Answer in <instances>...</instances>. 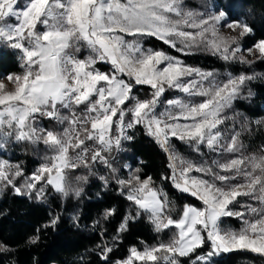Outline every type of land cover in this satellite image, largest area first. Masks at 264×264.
<instances>
[{
    "label": "snow or ice",
    "instance_id": "snow-or-ice-1",
    "mask_svg": "<svg viewBox=\"0 0 264 264\" xmlns=\"http://www.w3.org/2000/svg\"><path fill=\"white\" fill-rule=\"evenodd\" d=\"M231 11L229 4L196 12L186 9L183 0H0V54L15 56L20 68L0 72V150L26 142L42 144L50 153L28 176L21 164L0 159V188L38 201L46 199L49 188L65 197L70 192L80 197L83 188L71 187L68 173L88 170V175L76 177L87 183L96 175L92 169L101 165L107 169V175L98 176L104 188L115 184L131 205L114 241L142 213L156 232L176 230L167 242L132 246L126 257L114 261L109 259L113 247L106 241L98 244L105 264H179V257L189 256L206 241L211 250L197 257L204 264L239 250L264 256V145L246 154L241 136L251 131V122L225 114L255 76L228 74L219 81L213 71L187 65L141 42L155 37L181 52L203 45L224 61L264 62V38L246 46L245 38L254 28L245 18L233 19ZM177 41L183 47L177 48ZM83 50L88 55L80 58ZM100 62L110 70L98 69ZM136 86H148L151 92L135 95ZM169 90L185 95L164 100ZM45 120L55 123L48 127ZM229 120L233 123L225 129ZM137 126L167 155L170 175L162 179L195 197L202 207L184 204L177 211L152 176L131 164L117 166L113 153L125 150L123 142L134 139L128 131ZM172 139L201 155L203 146L217 158L210 163L186 160ZM121 168L127 169V176L121 175ZM22 177L24 182L18 184ZM117 211L114 205L105 207L100 218L107 221ZM224 217L237 218L241 226L222 228ZM60 219L59 214L52 216L36 232L54 229ZM71 219L79 227L80 217ZM39 240L36 234L28 242ZM9 250L0 242V252Z\"/></svg>",
    "mask_w": 264,
    "mask_h": 264
},
{
    "label": "trees",
    "instance_id": "trees-1",
    "mask_svg": "<svg viewBox=\"0 0 264 264\" xmlns=\"http://www.w3.org/2000/svg\"><path fill=\"white\" fill-rule=\"evenodd\" d=\"M187 2L190 7L200 8H204L202 2L211 7L230 4L231 17L245 18L254 28L253 35L245 38V45L251 46L255 40L264 38V0H187ZM143 39L146 45L179 56L185 64L219 73L220 76L240 73L255 76L253 80L246 82L227 115L235 116L237 121L246 118L251 122L249 125L251 131L244 132L241 136L248 153L257 152L264 145V62L257 61L247 65L224 61L204 46H198L191 52H181L153 37L147 36ZM97 66L106 69L101 63ZM19 71L15 56L8 52L0 54V72ZM147 89V86H138L134 89V94L146 97ZM249 91L252 93L251 96ZM256 121L262 123L257 124ZM43 123L51 127L55 122L45 120ZM232 123L233 121L229 120L225 125L230 128ZM7 149L9 151L1 155L8 156L13 164H21L25 176L30 175L43 162L46 155H50L42 144L10 143ZM176 150L184 152L183 143L177 141ZM205 160L209 163L211 161L208 158ZM205 160L200 159L199 162ZM124 163L131 164L134 168L140 167L144 176H152L156 186L162 187L168 193L177 211L184 204L202 205L190 194L177 191L170 180L162 179L170 175L167 155L145 134L142 126L136 127L135 138L127 144ZM92 171L96 175H90L87 183L78 182L76 177L88 175V170L81 168L68 173L71 187L83 188L80 197L71 192L65 197L49 188L46 199L38 201L34 197L29 199L27 196H18L11 188H0V242L6 243L10 249L0 252V264H105L99 258V250L96 248L105 241L113 247L109 259L114 261L126 257L128 249L132 246L142 249L145 245L151 246L159 241L167 242L172 238L174 228L158 233L147 214L142 213L136 220L130 221L128 230L120 233L119 239L114 241L112 237L116 236V228L131 205L118 193L115 184L110 183L108 188H104L98 176L107 175V169L96 165ZM23 182V177L18 178V184ZM113 205L117 207V215L107 221L101 219L100 212L103 208ZM57 214L61 219L54 229L36 232V229L41 228ZM73 215L80 217L79 227L73 223L71 219ZM173 215L175 216V213ZM95 220H100V223L94 225ZM236 227L240 225L237 224ZM101 232L105 233L103 237L100 235ZM36 234L40 235V240L36 244L29 243V237ZM210 250L211 246L207 242L189 256L179 257V264H204L203 261H198L197 257L206 255ZM209 264H264V256L249 250H239L214 257Z\"/></svg>",
    "mask_w": 264,
    "mask_h": 264
},
{
    "label": "rangeland",
    "instance_id": "rangeland-1",
    "mask_svg": "<svg viewBox=\"0 0 264 264\" xmlns=\"http://www.w3.org/2000/svg\"><path fill=\"white\" fill-rule=\"evenodd\" d=\"M183 4H184V7L186 8V9H190V10H193V11H196V12H205V11H208V10H210L212 7L211 6H209L206 2H202V5L204 6V8H200V7H190L189 5H188V2H187V0H183ZM222 31H227L226 29H222ZM147 37V36H146ZM153 38H155V37H153ZM155 39H157V38H155ZM157 40H159V39H157ZM142 44H143V46L145 47V48H153V47H151V46H149V45H146L145 44V41H144V39H142ZM167 45V44H166ZM169 46V45H168ZM200 46H203V45H200ZM180 47H183V45H181L180 43H179V41H177V48H180ZM196 47L194 46V47H192L190 50H188V49H186L185 51H187V52H191V50H193V49H195ZM173 49V48H172ZM174 50H177V49H174ZM81 55H82V57L84 58L85 56H87L88 55V52H87V50H83L82 51V53H80ZM79 55V54H78ZM80 55V56H81ZM172 56H176V55H172ZM176 57H178L179 59H181L179 56H176ZM182 60V59H181ZM101 64H103V65H105L106 66V69H104L105 71H109L110 70V65L109 64H107V63H103V62H100ZM99 64V63H98ZM97 64V65H98ZM96 65V67L97 68H101V67H98ZM188 65V64H187ZM192 67H194V66H192ZM214 73H216V72H214ZM227 77H228V74L227 75H222V76H220V74L219 73H216V78H217V80H219V81H223V80H225V79H227ZM138 86H136L135 88H137ZM148 87V86H147ZM134 88V89H135ZM148 92H147V94L149 95L150 94V92H151V89L148 87ZM185 94H183V93H181V92H179V91H177V90H169L168 92H166L165 93V96L163 97V99L164 100H167V99H172V98H177V97H183ZM197 100H199L200 98L199 97H197L196 98ZM234 102V101H233ZM232 108V107H231ZM230 108V109H231ZM230 109H226V111H225V114L227 115V114H229V110ZM160 110H163V106H161V109ZM228 116V115H227ZM225 129H228V127H227V125H224L223 126ZM177 141L178 142H181V143H183V147H184V152H182V151H180V150H176V143H177ZM171 143H172V145L174 146V148H175V150H176V152L181 156V157H183L184 159H186V160H190V161H193V162H196V163H200L199 162V160L201 159V160H205V158H208V160L209 159H214V158H217V156H216V154H213V153H209L208 152V150L206 149V148H204L203 146L201 147V152L203 153V155H201L200 153H197L196 151H194V149H193V147H191L190 145H188V144H186V143H184V142H182V141H179V140H177V139H172V141H171ZM9 151V149H7V147L5 148V149H3V150H0V159H7V160H9L10 162H11V160L9 159V157L7 156V157H5V156H3V155H1V154H3V153H5V152H8ZM245 152H246V154L248 153L247 151H246V149H245ZM211 157V158H210ZM206 161V160H205ZM203 162V161H202ZM201 162V163H202ZM12 163V162H11ZM39 167V166H38ZM37 168V167H36ZM134 168V167H133ZM121 175H123V176H127V169H123V172L121 173ZM193 175H200V174H198V173H193ZM188 194V193H187ZM243 202V201H242ZM196 207H202V205L201 206H196ZM239 210V209H238ZM237 224H239L240 226H241V221L240 220H238L237 218H235V217H224V218H222V221H221V227L222 228H224V229H229V228H231V229H238L239 227H236V225ZM175 230V229H174ZM176 231V230H175ZM205 243H207V241L205 242ZM209 243V242H208ZM210 244V243H209ZM223 254H228V253H221L220 255H217V256H213V257H211V260H212V258H214V257H219V256H221V255H223ZM204 256V255H203Z\"/></svg>",
    "mask_w": 264,
    "mask_h": 264
},
{
    "label": "built area",
    "instance_id": "built-area-1",
    "mask_svg": "<svg viewBox=\"0 0 264 264\" xmlns=\"http://www.w3.org/2000/svg\"><path fill=\"white\" fill-rule=\"evenodd\" d=\"M80 58H82V57H80ZM98 69H100V68H98ZM101 71H105V70H103V69H100ZM128 134L129 135H131V136H133L134 138H135V129H131V130H129L128 131ZM129 142H131V141H124L123 142V148L125 149L124 151H122V152H120L118 155L116 154V153H113V155H116L117 156V160H118V165H120L124 160H125V157H126V154H127V144L129 143ZM117 165V166H118ZM97 166H100V167H102L103 168V166H101V165H97Z\"/></svg>",
    "mask_w": 264,
    "mask_h": 264
}]
</instances>
